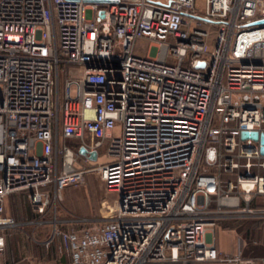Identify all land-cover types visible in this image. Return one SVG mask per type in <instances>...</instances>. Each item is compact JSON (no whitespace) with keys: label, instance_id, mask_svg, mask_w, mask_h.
<instances>
[{"label":"built area","instance_id":"obj_1","mask_svg":"<svg viewBox=\"0 0 264 264\" xmlns=\"http://www.w3.org/2000/svg\"><path fill=\"white\" fill-rule=\"evenodd\" d=\"M201 1L0 0V254L48 226L68 264L256 263L214 228L264 224V0ZM92 172L109 214L57 215Z\"/></svg>","mask_w":264,"mask_h":264},{"label":"rangeland","instance_id":"obj_2","mask_svg":"<svg viewBox=\"0 0 264 264\" xmlns=\"http://www.w3.org/2000/svg\"><path fill=\"white\" fill-rule=\"evenodd\" d=\"M201 5L202 1L197 0V6ZM140 44L142 52L145 41H141ZM70 72L73 75L78 74V70H70ZM68 143L74 144L72 141ZM103 151L104 147L101 149V152ZM114 199L115 194L105 189L97 173H87L83 181L64 189L57 206V215L64 216L69 213L99 218L109 214L106 205L111 204ZM4 209L6 214L17 220L28 218L32 213L26 196L21 193L8 195L4 201ZM50 230V227L43 229L24 227L5 231V249L0 254V264H68L65 254H61L53 244H45ZM215 238L217 245L223 247L224 251L232 250L234 232L216 231Z\"/></svg>","mask_w":264,"mask_h":264},{"label":"crops","instance_id":"obj_3","mask_svg":"<svg viewBox=\"0 0 264 264\" xmlns=\"http://www.w3.org/2000/svg\"><path fill=\"white\" fill-rule=\"evenodd\" d=\"M255 225H257V227ZM216 231L234 232V244L230 252L224 251L223 247L217 245L215 238ZM249 231H251V233ZM214 243L217 249L222 253L235 255L240 252L242 257L255 258V264H262L261 259L264 258V224L262 222L256 223L248 221L220 222L214 228Z\"/></svg>","mask_w":264,"mask_h":264},{"label":"water","instance_id":"obj_4","mask_svg":"<svg viewBox=\"0 0 264 264\" xmlns=\"http://www.w3.org/2000/svg\"><path fill=\"white\" fill-rule=\"evenodd\" d=\"M88 1H91V2H105V0H88ZM253 24H264V19L263 20H258V21H255L253 22ZM247 137H250L252 139H258V133L257 132H254V131H251V132H248V131H242L241 134H240V138L241 139H244V138H247ZM260 139V142L262 144L261 148H260V151L262 154H264V135H261L259 137ZM78 153L79 154H86V150L84 147H80L79 150H78ZM95 157H96V153L95 152H90L89 155H88V158L90 160H95Z\"/></svg>","mask_w":264,"mask_h":264},{"label":"trees","instance_id":"obj_5","mask_svg":"<svg viewBox=\"0 0 264 264\" xmlns=\"http://www.w3.org/2000/svg\"><path fill=\"white\" fill-rule=\"evenodd\" d=\"M31 212H32V211H31ZM32 217H34L33 212L31 213V216L28 217V218H32ZM46 227H48V226H46ZM43 228H45V227H43ZM43 228H38V229H43ZM53 246L55 247V249L57 248V245H56V244H54Z\"/></svg>","mask_w":264,"mask_h":264},{"label":"bare ground","instance_id":"obj_6","mask_svg":"<svg viewBox=\"0 0 264 264\" xmlns=\"http://www.w3.org/2000/svg\"><path fill=\"white\" fill-rule=\"evenodd\" d=\"M51 245V244H50Z\"/></svg>","mask_w":264,"mask_h":264}]
</instances>
